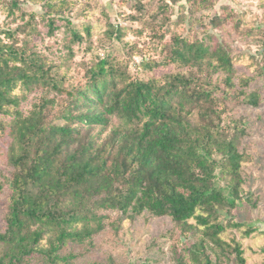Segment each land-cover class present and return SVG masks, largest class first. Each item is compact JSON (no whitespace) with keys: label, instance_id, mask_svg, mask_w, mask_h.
Returning a JSON list of instances; mask_svg holds the SVG:
<instances>
[{"label":"trees","instance_id":"16d2710c","mask_svg":"<svg viewBox=\"0 0 264 264\" xmlns=\"http://www.w3.org/2000/svg\"><path fill=\"white\" fill-rule=\"evenodd\" d=\"M188 1L197 8L211 6V0ZM24 2L41 5L38 14L48 35L63 23L67 60L73 57L72 45H81L83 37L65 13L75 2ZM8 5L20 11L19 2ZM20 15L29 16L28 31L0 32V143L7 139L10 168L0 182V197L9 204L0 264H75L81 254L67 252L69 246H92L107 214L115 211L126 218L144 212L169 217L184 233L195 228L193 220L204 238L221 248L225 226L212 219L220 209L244 202L239 147L246 127L230 112L234 103L254 108L261 103L257 91L246 94L252 79L234 83L228 47L207 35L173 36L164 45L163 62L143 59L140 66L176 65L186 72L139 79L106 57L87 65L73 84L60 65L32 46L39 34L36 14ZM229 18L225 15L226 22ZM221 24L218 17L209 22ZM18 32L25 37L19 40ZM110 37L119 40L122 34L112 31ZM220 74L222 85L215 78ZM33 93L38 96L25 113L21 106ZM195 112L198 121L192 125ZM113 120L118 125L104 136ZM179 242L186 253L203 256L199 264L212 263L204 242L195 250ZM225 247L244 264L240 245ZM185 259L176 256V264Z\"/></svg>","mask_w":264,"mask_h":264},{"label":"rangeland","instance_id":"374dc122","mask_svg":"<svg viewBox=\"0 0 264 264\" xmlns=\"http://www.w3.org/2000/svg\"><path fill=\"white\" fill-rule=\"evenodd\" d=\"M12 1L0 0V32L28 31L29 16L21 18L20 13H35L33 24L39 34L32 39V46L61 66L59 72L65 75L67 83L77 84L87 65L106 57L114 58L130 76L139 79H163L172 73L186 72V68L176 65L151 70L140 65L143 59L163 62L164 45L173 36L190 35L201 39L207 35L213 43L221 42L228 47L236 86L252 79L246 94L257 91L261 98L257 108L234 103L230 112L246 127V137L239 147L242 154L239 197L244 202L231 210L220 209L216 219H212L215 224L225 226L220 235L225 243L221 248L204 238L193 220L189 224L195 228L184 233L169 217H153L144 212L126 218L115 211L107 214L106 226L93 238L92 246H69L67 252L81 254L75 264H176L178 255L186 256L185 264L204 263L201 254L183 251L179 240L192 250L204 242L211 264H239L230 247H225L235 244L240 245L244 264H264V0H211L210 8H197L188 0H72L75 5L66 11L65 17L79 31L83 42L72 45L74 56L68 60L63 23L58 21L59 30L50 36L38 14L41 5L14 0L20 4L17 11L8 5ZM225 15L230 16L228 22ZM215 17L221 18L222 24L211 27L209 22ZM86 29L90 30V35ZM118 30L122 37L111 38L110 33ZM162 33L165 36L160 41L157 35ZM24 37L25 32H18L19 40ZM224 77L220 74L215 78L222 85ZM37 96L33 93L27 97L21 106L23 112L30 110ZM189 120L192 125L197 124L196 112ZM117 125L113 120L104 136ZM6 150L7 139L0 143V182L4 183L10 170ZM229 179L220 182L224 185ZM8 206L1 196L0 233L6 228ZM46 244L44 240L41 245ZM223 248L226 251H222Z\"/></svg>","mask_w":264,"mask_h":264}]
</instances>
